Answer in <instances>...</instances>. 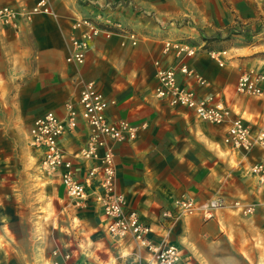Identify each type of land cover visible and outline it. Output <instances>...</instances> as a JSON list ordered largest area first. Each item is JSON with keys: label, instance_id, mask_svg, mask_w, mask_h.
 Wrapping results in <instances>:
<instances>
[{"label": "crops", "instance_id": "obj_1", "mask_svg": "<svg viewBox=\"0 0 264 264\" xmlns=\"http://www.w3.org/2000/svg\"><path fill=\"white\" fill-rule=\"evenodd\" d=\"M36 1L0 0V9L30 8ZM72 1L56 0L55 8L60 10ZM87 7L91 10L95 6ZM79 11L90 14L85 7ZM62 12L58 19L51 15L21 17L15 27H0V166L20 165L27 152L38 162L37 152L28 144L34 120L47 112L64 118L65 101L78 97L86 83L95 81L114 102L109 117L140 128L135 141L114 146L117 186L126 209L136 212L156 232L150 237L152 241L157 246H177L195 264H264V185L251 172V167L263 160L262 153L228 147L225 126L202 122L192 110L170 108L152 95L157 86L155 63L169 66L175 61L172 52L164 53V43L182 41L203 48L187 63L213 86L202 89L184 78L182 83L191 84L200 94L218 93L239 117L264 124V102L235 91L242 73L256 71L246 69L248 60L236 54L227 56L233 50L230 48L222 51L226 55L220 67L209 57L207 41L195 46L189 35L188 41L163 34L158 37L163 46L151 48L140 41L137 46L130 43L123 47L121 42L127 36L118 34L110 39L98 37L86 63L70 65L66 62L71 51L68 37L74 19L81 16ZM97 12L94 9L91 14ZM86 139L87 129L81 123L60 143L71 153ZM91 165L76 163L80 180ZM47 177L54 183L52 197L58 217L63 218L58 222L53 251L58 262L146 264L152 257L131 237H110L106 218L95 203L79 205L68 197L59 176ZM184 196L200 201L224 196L252 207L253 213L246 215L231 207L220 210L211 220L199 216L165 219L163 213L172 211L175 215L174 203Z\"/></svg>", "mask_w": 264, "mask_h": 264}, {"label": "built area", "instance_id": "obj_2", "mask_svg": "<svg viewBox=\"0 0 264 264\" xmlns=\"http://www.w3.org/2000/svg\"><path fill=\"white\" fill-rule=\"evenodd\" d=\"M52 1L37 0L30 8L3 7L0 9V27H15L21 17L53 15ZM118 34L127 36L133 46L139 43L136 34L126 32L123 25L112 17L103 18L99 13L94 18H75L68 37L71 51L66 62L74 66L84 65L87 53L98 37L110 39ZM202 49L182 41L165 42L164 53L172 52L175 61L169 66L163 65L161 61L155 63L157 86L152 91L153 97L170 108L184 107L192 110L202 122L225 126L224 143L228 147L244 153L259 150L264 157V124H253L239 117L218 93L200 94L191 84L182 83L184 78L202 89L212 88L213 85L187 63L188 59L196 57ZM208 54L220 67L224 66L223 56L226 52L210 51ZM235 91L240 96L264 102V73L245 71L241 74ZM113 104L97 83L90 81L78 97L65 101L64 118L58 117L54 112H47L36 118L29 133L28 144L38 154L40 171L46 176H59L68 197L79 205L87 207L88 203H95L106 218L105 229L110 237H131L151 253L152 257L146 264H195L175 245L157 246L150 238L156 234L152 227L143 222L136 212L126 209L124 197L117 186L114 146L135 141L140 128L126 120H112L108 110ZM81 123L87 129V139L77 152H67L60 141L63 136L75 133ZM89 162L92 165L88 167L84 180H80L76 163ZM251 172L264 185V158L251 167ZM174 204L175 215L172 211H165V219L199 216L211 220L220 210L231 207L240 209L246 215L253 213L252 207L243 206L239 200L229 201L224 196L205 201L184 196ZM54 256L53 264H70L60 263L56 260V253Z\"/></svg>", "mask_w": 264, "mask_h": 264}, {"label": "rangeland", "instance_id": "obj_3", "mask_svg": "<svg viewBox=\"0 0 264 264\" xmlns=\"http://www.w3.org/2000/svg\"><path fill=\"white\" fill-rule=\"evenodd\" d=\"M55 1L51 16L57 19L63 10L81 17H114L141 45L151 48L163 46L158 41L163 34L185 40L189 35L195 46L207 41L210 51L233 48L227 56L240 55L249 62L246 69L264 71V0H73L60 10ZM89 5L96 8L89 10ZM82 7L90 14L80 12ZM130 43L125 37L121 46ZM53 189L31 152L18 166H0V264L54 263L58 222L63 218L58 217Z\"/></svg>", "mask_w": 264, "mask_h": 264}]
</instances>
